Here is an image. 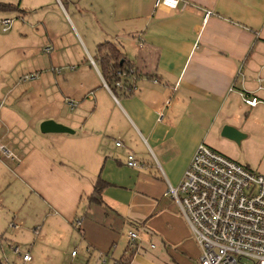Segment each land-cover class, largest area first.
Instances as JSON below:
<instances>
[{"label": "crops", "instance_id": "1", "mask_svg": "<svg viewBox=\"0 0 264 264\" xmlns=\"http://www.w3.org/2000/svg\"><path fill=\"white\" fill-rule=\"evenodd\" d=\"M51 4L80 38L82 31L91 45L95 36L90 69L102 81L91 113L95 117L82 125L85 145L90 140L96 152L91 171L85 164L93 180L78 227L79 244L100 264L99 253L104 264H197L199 246L176 202L164 193L168 184L180 182L199 143L244 160L235 145L254 133L246 119L264 109V0H180L176 9L154 6V0ZM205 10L212 14L203 21ZM102 42L116 47L131 66L118 85L108 86L102 77L97 59ZM244 96L258 101L248 105ZM55 114L60 118L50 116L53 120L71 125ZM257 123L263 127L264 118ZM226 125L242 136L224 135ZM117 140L123 145L117 146ZM15 142L0 135L7 151L0 149V155L9 158ZM128 153L139 167L126 164ZM98 179L102 191L89 202ZM131 230L139 237L136 249L129 247Z\"/></svg>", "mask_w": 264, "mask_h": 264}, {"label": "rangeland", "instance_id": "2", "mask_svg": "<svg viewBox=\"0 0 264 264\" xmlns=\"http://www.w3.org/2000/svg\"><path fill=\"white\" fill-rule=\"evenodd\" d=\"M55 1L0 0L16 7L0 11V19H12L6 31L0 23V135L16 139L10 157L0 155V264H100L79 244L77 225L93 180L87 172L96 150L90 140L85 145L82 125L95 117L91 113L101 95L102 81L90 69L97 41L93 36L90 45L82 31L80 38L53 7ZM55 112L71 120L66 126L72 134L40 130L43 116L60 118ZM259 116L264 118V109L246 119L254 133L235 150L242 165L264 175ZM25 253L29 261L23 260Z\"/></svg>", "mask_w": 264, "mask_h": 264}, {"label": "built area", "instance_id": "3", "mask_svg": "<svg viewBox=\"0 0 264 264\" xmlns=\"http://www.w3.org/2000/svg\"><path fill=\"white\" fill-rule=\"evenodd\" d=\"M179 2L154 0V6L176 9ZM211 14V10H205L203 21ZM0 23L2 31H6L12 19L4 17ZM120 75L125 73L120 72ZM257 101L255 96L243 97L248 105H255ZM69 104L72 106L74 102L70 100ZM170 104L169 98L165 106ZM115 144L123 145L119 140ZM0 149L7 152L1 145ZM126 164L140 166L132 153L127 154ZM164 194L176 202L199 246L197 264H264V175L251 171L206 143H199L180 182L175 186L168 184ZM80 222L78 220V226ZM138 238L136 231L128 232L130 248L139 247ZM71 254L75 256L76 250ZM99 255L104 264L103 253ZM22 258L31 259L28 253Z\"/></svg>", "mask_w": 264, "mask_h": 264}, {"label": "trees", "instance_id": "4", "mask_svg": "<svg viewBox=\"0 0 264 264\" xmlns=\"http://www.w3.org/2000/svg\"><path fill=\"white\" fill-rule=\"evenodd\" d=\"M15 9L11 3H0V11ZM105 47V48H104ZM98 53L101 64V74L108 86L116 84L117 82L123 80L120 72H124L125 75L129 73L131 68L130 64L126 62L118 49L109 43L102 42L98 45ZM125 79V78H124ZM124 85L128 86L126 80L123 81ZM103 188L102 179H98L97 183L93 186V194L89 197V202L97 201L94 194H99ZM132 253L134 252L133 250Z\"/></svg>", "mask_w": 264, "mask_h": 264}, {"label": "water", "instance_id": "5", "mask_svg": "<svg viewBox=\"0 0 264 264\" xmlns=\"http://www.w3.org/2000/svg\"><path fill=\"white\" fill-rule=\"evenodd\" d=\"M40 130L43 133H49V132H55V133H73V130L69 128L68 126L56 122L55 120L52 119H46L43 120L40 123ZM222 133L228 137L234 138V139H239L240 136H242V133L237 131L231 126H224Z\"/></svg>", "mask_w": 264, "mask_h": 264}]
</instances>
